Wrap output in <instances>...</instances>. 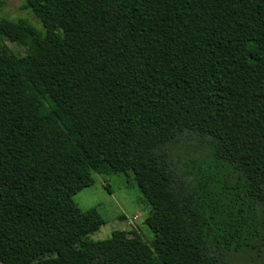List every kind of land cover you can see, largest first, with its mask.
I'll use <instances>...</instances> for the list:
<instances>
[{
  "label": "trees",
  "instance_id": "obj_1",
  "mask_svg": "<svg viewBox=\"0 0 264 264\" xmlns=\"http://www.w3.org/2000/svg\"><path fill=\"white\" fill-rule=\"evenodd\" d=\"M4 0H0V8ZM0 17V264H264V0H25ZM132 172L152 210L74 195Z\"/></svg>",
  "mask_w": 264,
  "mask_h": 264
},
{
  "label": "rangeland",
  "instance_id": "obj_2",
  "mask_svg": "<svg viewBox=\"0 0 264 264\" xmlns=\"http://www.w3.org/2000/svg\"><path fill=\"white\" fill-rule=\"evenodd\" d=\"M0 17L9 19H26L38 29H43L40 20L31 9L25 6V0H4L0 8ZM0 47L17 55H24L27 46L8 40L0 41ZM94 184L80 190L74 195V201L82 209L97 208L106 223L91 233L89 238L103 240L109 238L113 231L135 228L146 241H152L156 235L146 224L152 207L140 190L132 172L93 173ZM231 264H254L251 255L232 254ZM51 257L37 259L34 264H45Z\"/></svg>",
  "mask_w": 264,
  "mask_h": 264
}]
</instances>
